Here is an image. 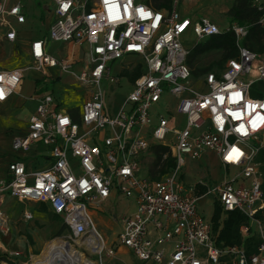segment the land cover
I'll use <instances>...</instances> for the list:
<instances>
[{
    "label": "built area",
    "instance_id": "1",
    "mask_svg": "<svg viewBox=\"0 0 264 264\" xmlns=\"http://www.w3.org/2000/svg\"><path fill=\"white\" fill-rule=\"evenodd\" d=\"M48 1L54 15L50 40L86 44L88 65L76 72L72 62L47 55L43 42L35 41L30 49L32 67L59 68L89 94L76 123L68 114L51 109V94L39 98L26 134L12 138L11 147L26 152L31 143H41L50 149L52 163L34 172H27L22 162L10 163L7 178L0 179V204L5 195L48 203L68 227L65 240L83 242L98 264H103V257H113L114 249L106 246L88 207H99L112 194L136 201L135 212L121 219L117 243L143 264H264V243L250 256L242 247L216 245L211 223L197 209L200 199L213 195L222 211H239L257 223L264 240V227L255 219L264 210L256 161L264 151V91L259 88L264 83V54L239 46L238 56L227 62L223 74H208L194 82L185 64L188 49L183 37L191 32L200 41L222 29L207 18L181 17L178 0H171L168 13L153 11L138 0ZM253 1L258 9L264 8V0ZM4 4L0 0V23L8 29L4 38L12 42L15 31L3 18L7 14L25 22L22 6L7 12ZM260 22L264 24V15ZM225 31H232L239 44L246 35V29L236 24ZM128 56L141 58L142 69L121 106L111 111L102 83L130 84L121 72L112 74L114 64ZM252 72L255 79L243 80ZM22 73L0 71V103L18 93ZM163 96L171 112L168 117L158 114L153 123L150 109ZM169 135L171 145L165 143ZM151 144L167 147L174 160L157 180L150 178L148 168L146 177L139 176V157L149 152ZM206 152L214 153L224 172L231 170L230 176L214 187L202 181L187 185L180 177L185 160L197 161ZM6 223L0 214V228ZM247 230L241 228L242 233ZM92 240L96 244L88 243Z\"/></svg>",
    "mask_w": 264,
    "mask_h": 264
},
{
    "label": "crops",
    "instance_id": "2",
    "mask_svg": "<svg viewBox=\"0 0 264 264\" xmlns=\"http://www.w3.org/2000/svg\"><path fill=\"white\" fill-rule=\"evenodd\" d=\"M15 5L22 6V15L25 22L18 23L15 18L9 17L7 14L4 16L3 19L15 31L16 36L12 42L4 38L8 29L4 23H0V71L23 70L22 82L18 93L11 95L6 102L0 103V108L9 111V113H14V116L10 114L12 116H9L7 123H5L7 127L5 133L11 137L10 146L12 138L21 137L26 134L29 118L35 113L39 98L43 95L51 94L54 98V104L51 106V109L68 114L76 123L79 122L80 112H82L81 106L89 94L86 91L82 99L76 97L70 100L63 93H60V90H57L58 92L56 93L54 90H44L46 83L57 84L63 72L59 68L49 67L42 70H35L32 67L33 61L30 54L31 44L33 42L42 41L43 50L47 55L57 60H62L63 62H72L73 69L76 72H79L84 66L88 65V47L86 44L76 45L70 42H54L50 40L48 29L53 21L54 15L53 4L48 0H5L3 8L8 12ZM178 12L181 17L189 18L192 21H196L199 18H206H198L197 16L193 18L185 10H182V7ZM33 26L37 27L36 32L33 31ZM61 46H65L67 51L63 55L55 56L58 48ZM140 62L141 58L128 56L115 63L118 64V71L129 81V87L132 85L130 74L137 69L139 73L141 72L142 66ZM26 71H31L30 79L32 83L29 91L26 90L24 92L22 84L23 74ZM65 104L68 105L66 108L64 107ZM212 160L214 161V165L211 163ZM18 161L24 164L27 172L45 170L52 163L50 149L41 143H31L26 152L15 151L12 147L6 154L0 151V179L7 178L8 165ZM219 161L214 153L206 152L195 161L196 165H194V168L201 169V173H206L208 168H213L216 170L217 176H220L221 173H224L225 176L226 174L229 175L231 170L227 173L224 172ZM214 174L211 170L210 173L202 175L201 177L203 179L199 181L205 183L204 179L215 177ZM185 183L187 185L193 184L187 180ZM203 190H199V194ZM114 201L123 202L125 207L123 214L115 215L113 210H111ZM135 202L133 198L125 199L112 194L107 201L99 207H96L98 209L97 211L107 215V217L97 214L92 209L94 206H91L89 212L91 218L96 219L100 228L108 229L112 225V222H110V219H112L115 223L114 225L117 226V233H119L122 229V217L135 212ZM10 206H13L14 209L17 208L16 216L11 219L7 213ZM27 213L30 215V219L28 220L25 218ZM0 214L7 222L4 229L0 228V256L4 257L0 263L26 264L34 255L33 253H38L44 247L45 243L50 239L51 234L54 235L53 237H61L63 239L69 234L68 227L64 225L62 218L55 215L48 203L45 202L19 201L15 197L5 195L0 204ZM250 228L253 232L259 233L257 223L250 222ZM105 244L108 248L112 247L114 249V256L110 257L111 264L114 262L119 264H143L130 251L119 246L120 244L117 241L109 244L105 242ZM15 253L18 255L16 256Z\"/></svg>",
    "mask_w": 264,
    "mask_h": 264
},
{
    "label": "trees",
    "instance_id": "3",
    "mask_svg": "<svg viewBox=\"0 0 264 264\" xmlns=\"http://www.w3.org/2000/svg\"><path fill=\"white\" fill-rule=\"evenodd\" d=\"M153 11L169 12L171 0H138ZM225 18L230 25L236 24L246 29V35L240 44L232 31L222 30L219 34L209 36L203 40L195 41L188 49L186 66L190 71L191 81H201L208 74L219 77L223 74L229 60H233L239 54V46L247 50L264 54V24L260 22L264 15V8L258 9L253 0H231L230 6L225 12ZM139 75L134 70L130 74L133 81ZM151 162L148 167V174L153 180L159 179L162 175L174 166L169 149L159 144H151L149 147ZM166 158L164 159V156ZM261 173V191L264 196V151H261L256 158ZM212 216L210 219L213 235L216 236L218 246H237L245 249L247 255L258 253V248L264 240L259 233L253 232L250 228V221L239 211L224 212L218 202L215 201ZM255 219L264 227V210L257 212ZM242 227H247V233L241 232ZM4 257L0 256V261ZM113 264H119L114 262ZM229 264V263H227Z\"/></svg>",
    "mask_w": 264,
    "mask_h": 264
},
{
    "label": "rangeland",
    "instance_id": "4",
    "mask_svg": "<svg viewBox=\"0 0 264 264\" xmlns=\"http://www.w3.org/2000/svg\"><path fill=\"white\" fill-rule=\"evenodd\" d=\"M231 0H178L177 8L180 10L182 7V10H185L186 13L190 14V16L193 18H196V16L199 17H206L208 20L216 24L220 29L226 30V28L230 25L229 22L225 18V12L230 6ZM181 5V7H180ZM37 27L33 26V31L36 32ZM183 44L186 46H190L195 42L194 36L191 34V32H187L186 35L183 37ZM67 51L65 46H61L58 48L57 54L55 56L63 55ZM142 63V61L140 62ZM118 64H115L112 70L113 75H118L119 71L117 69ZM30 73L31 71H26L23 74V84L22 89L25 92L26 90L29 91L31 87L32 80L30 79ZM29 76V77H28ZM255 79L256 74L254 72L251 73V75L248 78H244L243 80L248 79ZM56 90H55V89ZM102 88H105L107 91L106 94V101L109 106H111V111L118 110L119 106H121L124 98L126 95L130 92V87L128 84H126L125 81H122L119 86L109 85L108 83H102ZM199 88V90H202ZM259 88L261 91H264V83H259ZM44 90H54V92H58L60 90V93H63L65 96L68 97V99H75L76 97L79 99H82L84 96V93H86V88L82 86L79 82H77L76 79H74L69 74L62 73L60 75V79L58 80L57 84H51L46 83ZM58 90V91H57ZM165 96L162 97L159 105L152 106L150 109V115L152 122L154 123L156 121V116L158 114H163V116L168 117L170 112L168 111L167 104ZM68 105L65 104L64 107L66 108ZM168 112V113H167ZM12 114L14 116V113H9V111H5L3 108H0V151L4 154L8 153L11 149L10 146V136L6 135V124L7 120L9 119V116ZM170 127H173V123L169 125ZM171 138V135L167 136L165 143L169 144V139ZM145 158V160H144ZM139 161L141 162L140 172L139 176L141 178H144L147 176V168L149 167V164L151 162V155L146 153L144 156L139 157ZM143 162V163H142ZM211 163L214 165V161L212 160ZM195 161H189L185 160V166L181 168L180 170V177L182 176L184 179V182L189 181L194 183H197L199 180H202V175H206L207 173H210L212 170V173L214 172L215 177L204 179L205 183L210 186L214 187L216 184H219L222 182V180L225 178L224 173H221L220 176L216 175V170L213 168H208V171L206 173H201V169L194 168ZM202 167V166H201ZM231 174V172H230ZM229 174V176H230ZM217 176V177H216ZM259 202L255 203V206L257 207ZM215 200L213 195H209L205 198H202L198 201L197 209L198 214L203 218V220L207 223L210 222L213 208H214ZM9 211L7 212L10 216V219L16 216L17 208L14 209L13 206L9 207ZM124 204L123 202H117L114 201L111 207V210H113L114 214H123L124 212ZM90 210L91 207H88ZM94 211H96L97 214L101 216L107 217V215L100 213L97 211L98 209L96 207L92 208ZM94 224L96 225L98 233L101 235V237L104 239L107 244L117 241V235H118V229L117 226H115L112 219H110V222H112L110 227L108 229L100 228L99 224H97V221L95 218H92ZM54 235H50V239L48 242L45 243L44 247L38 251V253H33L34 255L26 262V264H31L34 260L41 257L42 253L47 249V246L51 242H55L56 240H61L63 242H66L68 245H70L76 253L82 258L85 262H92L94 264H98V259L95 255H92L89 251L85 250V244L83 242L79 243H70L67 242L65 239L61 237H53ZM45 249V250H44ZM36 257V259H35ZM103 264H111L112 261L110 260V257H103ZM4 264V263H0Z\"/></svg>",
    "mask_w": 264,
    "mask_h": 264
},
{
    "label": "bare ground",
    "instance_id": "5",
    "mask_svg": "<svg viewBox=\"0 0 264 264\" xmlns=\"http://www.w3.org/2000/svg\"><path fill=\"white\" fill-rule=\"evenodd\" d=\"M88 243L90 245L96 244L94 240L89 241ZM74 263L94 264L92 262L83 261L82 258L76 253V251L66 242H63L61 240H56L55 242H51L47 246V249L42 253L41 257L34 260L31 264H74Z\"/></svg>",
    "mask_w": 264,
    "mask_h": 264
},
{
    "label": "snow or ice",
    "instance_id": "6",
    "mask_svg": "<svg viewBox=\"0 0 264 264\" xmlns=\"http://www.w3.org/2000/svg\"><path fill=\"white\" fill-rule=\"evenodd\" d=\"M141 12H143V10L141 9L140 10ZM157 19H159L158 17H157ZM39 49V45H37V50ZM0 79H2V77H0ZM237 95H239V94H237ZM3 97V90H0V98H2ZM235 115V114H234ZM219 119V118H218ZM241 127H243V126H241ZM233 151H236L235 149L233 150ZM229 158H231V157H229Z\"/></svg>",
    "mask_w": 264,
    "mask_h": 264
},
{
    "label": "water",
    "instance_id": "7",
    "mask_svg": "<svg viewBox=\"0 0 264 264\" xmlns=\"http://www.w3.org/2000/svg\"><path fill=\"white\" fill-rule=\"evenodd\" d=\"M74 264H78V263H74Z\"/></svg>",
    "mask_w": 264,
    "mask_h": 264
}]
</instances>
